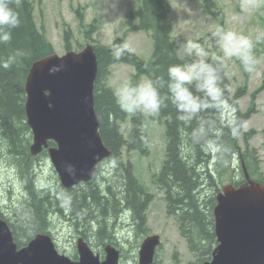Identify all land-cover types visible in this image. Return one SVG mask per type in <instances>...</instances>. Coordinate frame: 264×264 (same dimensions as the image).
Returning <instances> with one entry per match:
<instances>
[{"label": "trees", "instance_id": "16d2710c", "mask_svg": "<svg viewBox=\"0 0 264 264\" xmlns=\"http://www.w3.org/2000/svg\"><path fill=\"white\" fill-rule=\"evenodd\" d=\"M136 10L127 14L126 22L130 31H143L151 35L153 42L152 59L143 60L133 52L127 51L116 60L112 51L116 45L123 43L122 39L115 41L112 47L95 45L98 57V75L94 86L95 110L100 122V135L105 146L112 152L111 161L115 160L118 166H122L120 156L123 149L128 152L139 151L141 155L147 154L148 134L146 128L150 121L161 124L164 127L166 147L165 158L154 182L165 193L168 214L175 216L180 221L182 235L186 238L191 251L197 253L198 262L205 263L211 259L213 250L217 246L214 230V207L217 194L225 186L221 183L225 174L231 175L230 183L236 187L245 183L246 173L251 179L264 182V177L259 176L257 153L249 146V137L254 131L245 132L238 137H233L228 129L227 121L231 118L214 110H207L201 114L204 119L216 122V129L221 133L220 142L228 149L227 154L221 159L219 153L206 149L201 144L193 143L190 133L198 121L191 125H184L177 120V112L173 105L167 102V107H162L159 114L150 118L142 113L133 114L132 127L127 136L121 130L120 122L127 117L116 102L115 92L106 85L105 80L110 73L112 65L117 63L129 64L135 68L131 85H135L147 77L156 80L162 77L167 80V69L173 64L184 63L182 58L175 56V49L183 42L182 39L173 37L172 21L170 18V0H137ZM212 0H205L207 11L212 12ZM12 7L16 8L15 4ZM35 4L33 0H22L20 7L16 8L21 19L18 29L12 31V39L6 45H0V58H7L17 50L25 51L21 57L9 69L0 68V155H5L16 171L24 185L25 196L15 208L12 216L2 211L0 217L5 219L19 248L25 246L37 234H49L51 227L50 215L59 213L65 216V208L70 212L69 220L76 221V225H84L85 229L94 233L103 246L113 245L108 228L115 227L122 212L128 211L133 220L142 226L147 221L146 212L153 196L147 188L139 182L134 175L133 166H122V178L125 181L123 189L116 192L111 185H98L97 178L101 173V165L98 166L94 178L85 188H65L60 185L58 193H53L50 188L37 185L36 164L42 157H48L47 150H43L37 156L31 154L30 147L33 141L32 131L27 124L25 102L26 78L33 64L39 59L54 54V46L41 31L35 21ZM83 24V18H80ZM94 28L86 33L90 38ZM66 50H72V31H65ZM80 48H83L80 47ZM207 62L223 64L217 56L206 51ZM222 87L227 86L225 97L229 105L236 107L235 115L244 121H248L254 114V105L246 112L239 110V100L243 96V89L234 95L230 91V80L227 76V68L221 73ZM194 89V84L190 85ZM264 91L263 84L252 95L254 101L256 94ZM167 93V88L161 89V94ZM241 136L245 148L241 150ZM50 142V146H54ZM240 172V177L235 176ZM235 175V176H234ZM257 176H259L257 178ZM219 182V185L217 184ZM226 184V185H228ZM79 186V185H78ZM214 188L216 192L211 197V202L205 201L206 188ZM205 188V189H204ZM69 199L65 201L62 196ZM204 198V199H203ZM81 235L86 238L84 233ZM208 260L206 256L209 255Z\"/></svg>", "mask_w": 264, "mask_h": 264}, {"label": "rangeland", "instance_id": "374dc122", "mask_svg": "<svg viewBox=\"0 0 264 264\" xmlns=\"http://www.w3.org/2000/svg\"><path fill=\"white\" fill-rule=\"evenodd\" d=\"M212 12L207 11L205 0H170V18L172 21L173 37L184 41L192 39L199 43L203 49L220 58L227 68V76L230 80V91L234 95L243 89V96L239 100V110L246 113L254 105V114L247 121V128L242 131H254L249 137V146L256 150L258 173L264 177V91L256 94L254 101L252 95L263 84L264 73V36L256 40L258 34L264 33V0H212ZM35 4V21L38 28L43 31L48 40L53 44L56 54L66 53L65 31H72V50L80 51L87 44L112 47L116 40L122 39L129 45L133 52L143 60L152 59L153 42L147 32L130 31L127 25V14L136 10L137 0H33ZM83 18V24L80 23ZM94 28L90 38L86 33ZM217 27L226 31H234L239 35L249 36L254 43L253 56L260 61V75L250 74L245 69L240 59L225 57L224 53L215 46L211 32ZM184 63H189L191 58H182ZM135 74V68L129 64L117 63L111 66L110 73L105 83L111 89L116 90L124 83L130 84ZM142 80H148L142 77ZM225 115L231 117V113L225 111ZM133 114H127L124 121L120 122L121 130L127 136L132 127ZM151 117V116H147ZM148 134L147 154L141 155L139 151L123 149L120 156L122 166H133V173L141 184L153 196L146 212L147 221L142 226L133 220L132 214L127 210L122 212L115 227H109L108 231L113 245L121 252L120 264H139V251L143 241L153 234L161 237V243L156 249L154 264H202L198 262L197 253L191 251L186 238L182 235L180 221L177 217L168 214L165 193L154 182L165 158V131L161 124L150 121L146 128ZM241 136V150L245 148ZM243 151V150H242ZM122 166H113L110 159L101 165V173L98 175V185L113 186L116 192L123 189L124 180ZM37 185L47 187L53 193L60 190V180L48 157H42L36 164ZM231 175L225 174L222 186L230 183ZM235 176V175H234ZM257 176V178L259 177ZM240 177V172L234 179ZM230 179V180H229ZM236 179V180H237ZM257 180V179H256ZM219 185V182L217 181ZM79 185L76 188H85ZM24 185L21 178L12 165L0 155V206L8 216H12V209L22 201L25 196ZM205 189V188H204ZM216 190L206 188L205 201L211 202V197ZM204 199V198H203ZM65 217L59 213L50 215L51 227L49 232L53 238L57 250L78 259L77 240L84 238L95 253L104 259V247L96 236L97 225L90 232L84 225H76V221L69 220L70 212L65 208ZM108 244V240L105 241ZM210 254L206 256L208 260ZM210 260V259H209Z\"/></svg>", "mask_w": 264, "mask_h": 264}, {"label": "water", "instance_id": "95a60500", "mask_svg": "<svg viewBox=\"0 0 264 264\" xmlns=\"http://www.w3.org/2000/svg\"><path fill=\"white\" fill-rule=\"evenodd\" d=\"M58 68V71H52ZM98 57L92 44L36 61L26 78L25 112L34 156L48 151L60 183L72 188L90 182L98 166L112 157L105 146L95 110ZM50 142L55 145L50 146ZM214 207L217 246L204 264H264V183L252 180L225 185ZM159 235L147 237L140 264H153ZM78 259L60 253L49 234H37L19 248L8 222L0 217V264H120V251L105 246L104 259L81 237Z\"/></svg>", "mask_w": 264, "mask_h": 264}, {"label": "clouds", "instance_id": "9594fccd", "mask_svg": "<svg viewBox=\"0 0 264 264\" xmlns=\"http://www.w3.org/2000/svg\"><path fill=\"white\" fill-rule=\"evenodd\" d=\"M13 4L18 8L22 0H0V45L8 44L12 39V31L21 25L19 13L12 7ZM262 36L264 33L258 34L256 40L259 41ZM210 38L225 57L240 59L248 73L260 75L258 67L260 61L253 56L254 43L249 36L217 27L211 32ZM128 50L129 45L126 42L121 43L113 48L112 55L119 60ZM25 55V51L17 50L6 59L0 58V68L9 69ZM175 56L178 59L191 58V61L169 66L167 80L160 77L156 80H141L135 85L122 84L115 92L116 102L126 113L156 116L170 101L177 112V120L182 124L191 125L194 120L198 121L190 133L192 142L219 153L222 159L228 149L219 140L221 133L216 129V122L204 119L201 114L207 110H214L217 113L230 112L231 118L226 126L233 137H238L247 128V121L235 115L236 107L229 105L225 97L227 86H221L223 83L221 73L225 65L207 62V53L192 39L181 43L175 49ZM193 84L194 89L190 87ZM164 87L167 88V93L162 95L161 89ZM112 164L116 166V161L113 160ZM62 199L67 201L69 198L63 195Z\"/></svg>", "mask_w": 264, "mask_h": 264}, {"label": "bare ground", "instance_id": "6f19581e", "mask_svg": "<svg viewBox=\"0 0 264 264\" xmlns=\"http://www.w3.org/2000/svg\"><path fill=\"white\" fill-rule=\"evenodd\" d=\"M144 242V241H143Z\"/></svg>", "mask_w": 264, "mask_h": 264}, {"label": "flooded vegetation", "instance_id": "af4514ba", "mask_svg": "<svg viewBox=\"0 0 264 264\" xmlns=\"http://www.w3.org/2000/svg\"><path fill=\"white\" fill-rule=\"evenodd\" d=\"M154 264V263H153Z\"/></svg>", "mask_w": 264, "mask_h": 264}]
</instances>
